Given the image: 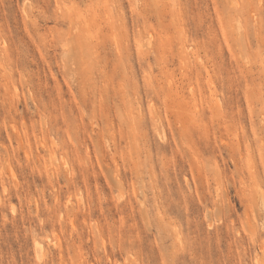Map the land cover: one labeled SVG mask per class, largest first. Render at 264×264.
Wrapping results in <instances>:
<instances>
[{
    "label": "rangeland",
    "instance_id": "1",
    "mask_svg": "<svg viewBox=\"0 0 264 264\" xmlns=\"http://www.w3.org/2000/svg\"><path fill=\"white\" fill-rule=\"evenodd\" d=\"M0 264H264V0H0Z\"/></svg>",
    "mask_w": 264,
    "mask_h": 264
},
{
    "label": "bare ground",
    "instance_id": "2",
    "mask_svg": "<svg viewBox=\"0 0 264 264\" xmlns=\"http://www.w3.org/2000/svg\"><path fill=\"white\" fill-rule=\"evenodd\" d=\"M36 246H37L38 248H42V244H41L40 242H37V243H36Z\"/></svg>",
    "mask_w": 264,
    "mask_h": 264
}]
</instances>
